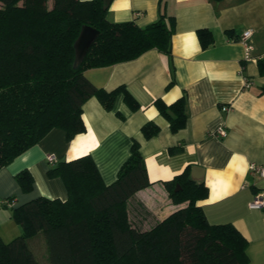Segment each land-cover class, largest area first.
I'll return each mask as SVG.
<instances>
[{
    "label": "trees",
    "instance_id": "1",
    "mask_svg": "<svg viewBox=\"0 0 264 264\" xmlns=\"http://www.w3.org/2000/svg\"><path fill=\"white\" fill-rule=\"evenodd\" d=\"M50 1L49 6V0H0V168L52 128L62 129L66 140L83 132L82 104L91 96L110 109L116 94L123 92L132 110L139 107L123 85L109 91L93 85L83 74L86 68L134 59L155 48L169 66L167 87L174 82L175 18L165 0H159L157 18L143 26L110 20L102 0ZM83 24L99 34L74 67V41ZM196 33L203 48L213 43L210 30ZM257 65L264 75V58ZM185 102V93L170 103L160 98L153 102L173 132L185 125ZM141 132L150 138L159 126L148 120ZM180 149L170 147L169 152ZM48 174L62 179L66 198L38 195L11 207L22 232L7 242L0 238V264H40L28 245L37 234L43 237L48 264H248L247 239L241 232L230 222L207 220L198 200L208 189L191 177L189 165L164 182L171 200L185 205L149 229L131 225L127 201L150 183L136 140L111 183L103 182L89 154L59 160ZM15 178L23 193L33 190L27 169ZM14 199L9 196L1 205Z\"/></svg>",
    "mask_w": 264,
    "mask_h": 264
},
{
    "label": "crops",
    "instance_id": "2",
    "mask_svg": "<svg viewBox=\"0 0 264 264\" xmlns=\"http://www.w3.org/2000/svg\"><path fill=\"white\" fill-rule=\"evenodd\" d=\"M165 2L175 18L171 37L173 84L167 87L169 66L165 55L155 48L134 59L86 68L83 74L93 85L107 91L123 85L139 107L132 110L123 92L116 94L110 109L91 96L82 104L83 132L66 140L62 129L52 128L1 167L3 241L22 232L11 217V207L38 195L66 198L62 179L48 174L52 164L89 154L108 184L115 180L136 140L150 183L127 201L133 227L149 229L185 205L171 200L164 182L189 165L191 177L198 175L197 181L204 182L208 189L206 197L198 200L207 220L232 223L247 239L248 264H264V209L248 206L257 193H264V176L249 169L251 163L264 165V75L257 65V59L264 58V0ZM158 3L159 0H111L107 16L115 22L134 20L143 26L157 18ZM199 28L213 35V43L207 47L200 44L196 33ZM247 28L252 29V50L245 57L238 37ZM183 93L186 122L173 132L153 102L160 98L170 103ZM148 120L159 126V132L145 138L141 126ZM219 125L227 129L224 136L214 133ZM175 146L181 149L169 152ZM47 154H52L55 162L50 163ZM21 169H27L33 177L34 188L28 193L21 191L15 178ZM9 196H15L13 202L1 205Z\"/></svg>",
    "mask_w": 264,
    "mask_h": 264
},
{
    "label": "built area",
    "instance_id": "3",
    "mask_svg": "<svg viewBox=\"0 0 264 264\" xmlns=\"http://www.w3.org/2000/svg\"><path fill=\"white\" fill-rule=\"evenodd\" d=\"M252 35V29L247 28L242 31V33L239 35V40L244 45V55L245 57H248L250 55V52L252 50V45L250 43V38ZM249 83L245 82V85L247 86ZM223 109H227L226 106H223ZM214 133L217 136H224L227 133V129L223 125H219L215 130ZM47 160L50 163L55 162L54 156L52 154L46 155ZM249 169L251 173L258 174L260 176H264V165H257L254 163H251L249 166ZM12 203V202H11ZM249 208L254 209H264V193H257L249 202H248Z\"/></svg>",
    "mask_w": 264,
    "mask_h": 264
},
{
    "label": "water",
    "instance_id": "4",
    "mask_svg": "<svg viewBox=\"0 0 264 264\" xmlns=\"http://www.w3.org/2000/svg\"><path fill=\"white\" fill-rule=\"evenodd\" d=\"M111 0H102V9H107ZM99 31L87 24H83L81 26V29L74 41V60H73V66H78L81 61L83 60L88 48L90 45L94 42L96 37L98 36ZM195 170V167L192 168ZM192 177L193 179L197 180V176ZM179 187L178 184H176L175 189Z\"/></svg>",
    "mask_w": 264,
    "mask_h": 264
},
{
    "label": "rangeland",
    "instance_id": "5",
    "mask_svg": "<svg viewBox=\"0 0 264 264\" xmlns=\"http://www.w3.org/2000/svg\"><path fill=\"white\" fill-rule=\"evenodd\" d=\"M51 1L48 2V5L50 6ZM41 239L43 240V237L41 234H38L34 238L31 239V242L29 243L30 248L32 249L36 259L40 264H48L46 259V249L45 244L43 241V244H41Z\"/></svg>",
    "mask_w": 264,
    "mask_h": 264
}]
</instances>
